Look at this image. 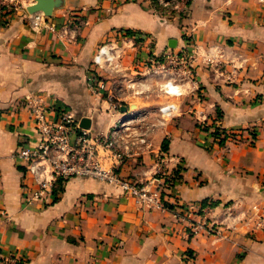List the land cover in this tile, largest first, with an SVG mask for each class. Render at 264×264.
Segmentation results:
<instances>
[{"label":"crops","instance_id":"obj_1","mask_svg":"<svg viewBox=\"0 0 264 264\" xmlns=\"http://www.w3.org/2000/svg\"><path fill=\"white\" fill-rule=\"evenodd\" d=\"M35 2L0 0V260L264 264V228L245 221L254 206L264 211V0H190L169 15L154 0H56L54 31L30 25ZM107 43L123 47L120 67L91 68ZM168 52L192 58V73L178 79L180 97L149 74L150 58ZM91 74L108 90L93 91ZM29 96L88 120L95 136L108 135L125 112L146 111L140 128L149 146L118 171L137 181L159 169L172 174L168 210L143 209L119 187L87 177L66 180L58 199L26 204L31 178L13 154L37 141L23 108ZM167 105L176 110L162 116ZM217 126L238 141L220 145ZM100 156L109 166L110 153ZM207 203L214 208L199 212ZM183 207H191L188 218L176 216ZM204 220L220 232L193 233L190 221Z\"/></svg>","mask_w":264,"mask_h":264},{"label":"built area","instance_id":"obj_2","mask_svg":"<svg viewBox=\"0 0 264 264\" xmlns=\"http://www.w3.org/2000/svg\"><path fill=\"white\" fill-rule=\"evenodd\" d=\"M165 9L168 15L176 10L185 12L190 0H154ZM182 7V9H181ZM12 9V7H10ZM30 25L34 30L55 26L48 22L43 12L29 15ZM124 56L123 47L114 43H107L98 48L91 68L118 69ZM192 58L185 53L168 52L150 58V75L164 80L161 90L168 96L180 97L182 92L179 85V76L183 73H192ZM88 83L97 93L107 91L104 81L94 74L89 75ZM113 100L112 97H109ZM23 108L27 109L34 122L37 141L35 144H22L13 156L21 160L31 178V185L27 186L24 195L26 204L46 202L54 197V189L59 180L66 181L73 177L93 178L109 185L117 186L121 191L135 199L137 204L149 211L168 210L165 193L173 185L174 176L159 169L156 174L144 181H137L122 177L119 167L125 158L141 155L149 146L148 132L142 129L147 112L132 110L125 112L118 123L112 127L108 135L95 136L89 130L81 127V121L66 110H57L47 105L41 98L26 97ZM176 110L175 105H167L159 109L162 116H170ZM54 114V115H51ZM231 140L238 141L235 137ZM110 153L111 163L106 166L100 156V150ZM214 207L207 203L201 206L199 212H210ZM252 213L245 217L255 219L257 228H264V211L258 206L253 207ZM177 217L188 218L191 207H183ZM193 233L205 231L209 234L220 232L218 223L209 224L190 221ZM17 257H8L0 260V264H17Z\"/></svg>","mask_w":264,"mask_h":264},{"label":"water","instance_id":"obj_3","mask_svg":"<svg viewBox=\"0 0 264 264\" xmlns=\"http://www.w3.org/2000/svg\"><path fill=\"white\" fill-rule=\"evenodd\" d=\"M36 2L34 3V5L29 6L27 8V11L30 14H35L38 12H43L47 17H51L53 10L56 6V0H35ZM123 111H126V109H124ZM81 127L88 129L89 128V121L88 120H83L81 122Z\"/></svg>","mask_w":264,"mask_h":264},{"label":"trees","instance_id":"obj_4","mask_svg":"<svg viewBox=\"0 0 264 264\" xmlns=\"http://www.w3.org/2000/svg\"><path fill=\"white\" fill-rule=\"evenodd\" d=\"M212 134H213L215 141H217L220 145H224L227 142V140L230 139V137L236 136L234 134H229L226 130H224L220 126L215 127ZM65 182L66 181H63L62 179L57 182L55 189H54V195L56 199H58V195L62 193Z\"/></svg>","mask_w":264,"mask_h":264}]
</instances>
